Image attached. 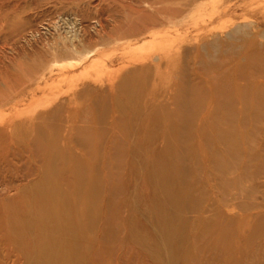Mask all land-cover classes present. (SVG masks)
Wrapping results in <instances>:
<instances>
[{
  "label": "rangeland",
  "instance_id": "rangeland-1",
  "mask_svg": "<svg viewBox=\"0 0 264 264\" xmlns=\"http://www.w3.org/2000/svg\"><path fill=\"white\" fill-rule=\"evenodd\" d=\"M0 264H264V0H0Z\"/></svg>",
  "mask_w": 264,
  "mask_h": 264
},
{
  "label": "bare ground",
  "instance_id": "bare-ground-1",
  "mask_svg": "<svg viewBox=\"0 0 264 264\" xmlns=\"http://www.w3.org/2000/svg\"><path fill=\"white\" fill-rule=\"evenodd\" d=\"M240 96H241V95H240ZM255 99H256V98H255ZM220 110H221V109H220ZM229 115H230V114H229ZM230 116H231V115H230ZM229 118H230V117H229ZM229 118H228V119H229ZM231 118H232V117H231ZM243 122H244V121H243ZM217 141H218V140H217ZM222 141H223V140H222ZM218 142H219V141H218ZM230 144H231V143H230Z\"/></svg>",
  "mask_w": 264,
  "mask_h": 264
}]
</instances>
